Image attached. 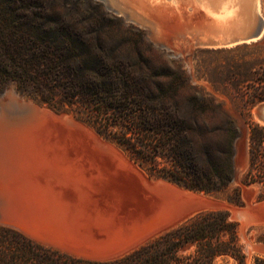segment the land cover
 I'll return each mask as SVG.
<instances>
[{"label":"rangeland","instance_id":"374dc122","mask_svg":"<svg viewBox=\"0 0 264 264\" xmlns=\"http://www.w3.org/2000/svg\"><path fill=\"white\" fill-rule=\"evenodd\" d=\"M112 3L124 12L132 9L134 15L143 20L145 17V23L156 21L162 26L158 27L166 36L164 41L155 36L154 31L133 23L127 15L118 14L114 7L110 8L102 0H0V30L3 27L5 33L10 32L14 23L21 28L36 22L77 27L90 24L95 30L87 36L105 41L109 46L106 52L108 56L119 59L142 58L147 62L140 66L142 69H151L160 76L178 74L181 77L177 96L180 104H187L194 94L198 99L221 105L234 118L238 131L234 143L235 180L226 191L206 194L150 176L115 142L98 134L74 111L56 110L32 93L19 89L15 82L8 81L0 86V105L19 103L28 106V114L20 123V131L27 132L30 139L35 140L33 144L36 149H45L44 154H51V158L56 159L52 161L56 166L32 168L37 178L41 176L45 179L44 175H48L49 181L55 183L57 180L55 187L59 189L63 201H67V224L71 229L70 236L65 239L73 246L99 257H113L115 253L118 255L135 247L198 211L223 208L240 222L239 236L246 253V264H252L255 255H264V244L257 240L264 232V196L258 185H245L242 180L248 166L249 123L264 125V113L260 114L264 101L248 108L246 91L257 72L264 67V30L258 38L251 40L203 46L196 45L194 36L187 31L188 28L194 32L201 26H207L206 29H210L208 33L225 41L229 40L224 37L231 39L241 36L249 28V11L255 8V0H112ZM37 12L41 17L37 16ZM259 14L264 22V0H260ZM107 157H111L109 161ZM117 167H121L120 170ZM238 186L241 188L240 205L228 201L229 194ZM217 264L236 262L229 257L218 258Z\"/></svg>","mask_w":264,"mask_h":264},{"label":"trees","instance_id":"16d2710c","mask_svg":"<svg viewBox=\"0 0 264 264\" xmlns=\"http://www.w3.org/2000/svg\"><path fill=\"white\" fill-rule=\"evenodd\" d=\"M94 30L40 22L14 23L7 33L2 27L0 86L13 81L56 110L74 111L150 176L206 194L226 191L235 180L234 118L194 94L180 104L178 74L142 69V58L108 56L105 41L87 36ZM256 75L248 108L264 101V67ZM242 182L258 185L264 196V125L256 122L249 123ZM228 201L241 204L239 186ZM239 225L227 209L201 210L121 254L87 258L0 224V264H217L228 257L246 264ZM257 240L264 244V232ZM252 264H264V255Z\"/></svg>","mask_w":264,"mask_h":264},{"label":"bare ground","instance_id":"6f19581e","mask_svg":"<svg viewBox=\"0 0 264 264\" xmlns=\"http://www.w3.org/2000/svg\"><path fill=\"white\" fill-rule=\"evenodd\" d=\"M103 3L105 2V4H107L110 8L115 9V11L118 14H125L127 15V18L131 21H133V23H137L141 26H144L146 28H148L151 31H154L155 36H157L159 39L164 41V38L166 37L165 34L160 30L159 24L154 21L151 23H145V17L144 20L136 15L133 14L132 9L131 11H122V9L118 6H115L112 3V0H102ZM117 3V2H116ZM112 5V6H111ZM124 6V5H123ZM250 12V16H249V28H247L244 33L241 36H236L231 38L228 34V36L231 39H227L228 37H224V39L226 38V40L229 41H225L221 38L215 37L213 36L211 33H208L210 31V29H206L207 26H201L199 29L195 30L194 32L190 31L188 28V33L191 34L193 37V40L195 41L196 45L199 46H203V45H212V44H228L230 42H236L239 40H249V38L252 36L253 32L255 31V29L261 25V32L258 35V37L262 34L263 30H264V22L259 14V10H257L256 6L253 9V11H249ZM191 20V19H190ZM171 23V22H170ZM193 23V22H192ZM161 24V23H160ZM191 24V23H190ZM196 24V23H195ZM159 26V27H158ZM166 27V26H165ZM164 27V28H165ZM169 28V27H168ZM183 28V27H182ZM181 28V29H182ZM233 28V27H232ZM245 28V27H244ZM163 29V28H162ZM171 29V28H169ZM242 29V28H241ZM179 30V29H178ZM209 30V31H208ZM215 30V29H214ZM217 30V29H216ZM243 30V29H242ZM164 31V30H163ZM168 31V30H167ZM212 31V30H211ZM165 32V31H164ZM169 32V31H168ZM214 33V32H213ZM181 34V33H180ZM220 35V34H218ZM217 35V36H218ZM257 37V38H258ZM183 38V37H182ZM192 38V37H191ZM166 40V39H165ZM173 44V43H172ZM29 107L26 105H22L19 103H10L9 105H4L1 104L0 105V220H3V216L4 214L7 215H21L23 216L25 214L26 211L32 212V209L34 210V205H32V203H35L36 201H39L40 199H42L44 193L42 192H37V190L40 188V186H43L41 184L47 183L48 184V188H55V183L53 181H49L48 180V175H44L45 179L42 178H37L35 176V171L32 168L33 166H56L55 164H53V158H51V154L46 155L44 154V150L45 149H41V151L39 149H36L34 147L35 140L30 139L31 137H29L26 133L20 131V123L23 122L26 117H27V111H28ZM43 112V111H42ZM41 112V113H42ZM46 112V111H45ZM49 112V111H48ZM36 113V112H35ZM264 113V112H263ZM262 113V115H263ZM43 114V113H42ZM44 115V114H43ZM38 117V116H37ZM37 119V118H36ZM53 119V118H52ZM60 119V118H59ZM64 120V119H61ZM66 120V119H65ZM41 121V120H40ZM44 121V120H43ZM67 123V122H66ZM34 124V123H33ZM56 124V123H55ZM74 124V123H73ZM35 125V124H34ZM49 125V124H48ZM68 125V124H67ZM51 126V125H50ZM34 128V127H33ZM31 129V128H30ZM59 129V128H58ZM41 130V129H40ZM43 132L45 131L44 129H42ZM47 131V129H46ZM56 131V130H55ZM41 133V132H40ZM51 133V131H50ZM75 133V132H74ZM32 134V133H31ZM52 135V134H51ZM56 134H54L55 136ZM81 135V134H79ZM85 135V134H84ZM47 136V135H46ZM53 136V135H52ZM89 136V135H88ZM39 137V136H38ZM51 137V136H50ZM80 137V136H79ZM35 138V137H34ZM49 137H47L48 139ZM72 138V137H71ZM77 138V137H76ZM84 138V137H83ZM50 139V138H49ZM78 139V138H77ZM95 141V138H92ZM48 141V140H47ZM69 141V140H68ZM91 141V140H90ZM94 141H92L91 143L94 145ZM57 142V141H56ZM63 142V141H62ZM73 142V141H72ZM75 142V141H74ZM73 142V143H74ZM97 142V140H96ZM68 143V142H67ZM89 143V142H88ZM50 144V143H49ZM49 144H47L46 146H48ZM58 144V143H56ZM82 144V143H81ZM80 144V145H81ZM91 144V145H92ZM64 145V143H63ZM70 145V144H69ZM75 144H73L74 146ZM56 146V145H55ZM60 146V145H59ZM66 146V145H65ZM72 146V145H71ZM76 146V145H75ZM95 146V145H94ZM100 146V145H99ZM39 147V146H37ZM44 148V146H42ZM61 147V146H60ZM85 147V146H84ZM59 148V147H58ZM80 148V147H79ZM93 148V146H92ZM48 149V147L46 148V150ZM51 149V147H50ZM63 149V148H62ZM61 149V150H62ZM84 149V148H83ZM111 149V148H110ZM68 150V148H67ZM82 150V149H81ZM85 150V149H84ZM44 151V152H43ZM83 151V150H82ZM88 151V150H86ZM94 151V150H93ZM55 152V150H54ZM63 152V151H62ZM68 152V151H67ZM84 152V151H83ZM90 152V149H89ZM110 152V151H109ZM47 153V152H46ZM65 153V152H63ZM70 153V152H68ZM72 153V152H71ZM81 153V152H80ZM102 153V152H101ZM108 153V152H107ZM114 153V152H113ZM66 154V153H65ZM73 154V153H72ZM96 154V153H95ZM116 154V153H115ZM64 154H62L63 156ZM71 155V154H70ZM82 155V154H81ZM117 155V154H116ZM62 156H60L62 158ZM73 156V155H71ZM85 156V154H84ZM99 156V155H97ZM104 156V155H102ZM107 156V155H106ZM114 157V156H113ZM88 158V157H87ZM92 158V157H91ZM96 158V157H95ZM100 157H98L99 159ZM111 158V157H110ZM109 158V159H110ZM119 158V157H118ZM117 158V159H118ZM94 160V158H92ZM91 159V160H92ZM108 161V157L106 158ZM56 160V159H55ZM54 160V161H55ZM68 160V159H67ZM72 160V159H71ZM106 160V161H107ZM116 160V159H115ZM66 161V160H65ZM90 161V160H88ZM103 161V160H102ZM118 161V160H117ZM58 162V161H56ZM101 162V161H100ZM121 162V161H120ZM62 163V161H61ZM70 163V161H69ZM94 163V162H93ZM108 163V162H107ZM81 164V163H80ZM89 164V163H88ZM86 164V165H88ZM95 164V163H94ZM62 165V164H61ZM74 165V164H73ZM101 165V164H100ZM109 165V164H108ZM111 165V164H110ZM113 165V164H112ZM121 165V164H120ZM64 166V165H63ZM75 166V165H74ZM126 166V165H125ZM83 167V165L81 166ZM112 167V166H111ZM77 168V167H76ZM99 168V167H98ZM118 168V167H117ZM121 168V167H119ZM118 168V169H119ZM45 169V168H44ZM59 169V167H58ZM99 170V169H98ZM117 170V169H116ZM120 170V169H119ZM39 171V170H38ZM66 171V170H65ZM87 171V170H86ZM112 171V170H110ZM62 172V171H61ZM71 172V171H70ZM69 172V173H70ZM80 172V171H79ZM113 172V171H112ZM121 172V171H119ZM58 173V172H56ZM75 173V172H73ZM91 173V172H90ZM117 173V172H116ZM123 173V172H122ZM81 174V173H79ZM83 174V173H82ZM94 174V173H93ZM134 174V172H133ZM136 174V173H135ZM64 175V174H63ZM87 175V174H85ZM98 175V174H97ZM114 176V172L112 174ZM116 175V174H115ZM38 176V175H37ZM43 176V175H42ZM50 176V175H49ZM56 176V175H55ZM78 176V175H77ZM82 176V175H81ZM94 176V175H92ZM102 176V175H101ZM99 176V177H101ZM54 176H52L53 178ZM57 177V176H56ZM66 177V176H65ZM88 178V175L86 176ZM95 177V176H94ZM99 177H97V179H99ZM59 178V177H58ZM118 178V177H117ZM91 179V178H90ZM103 179V178H102ZM114 179V178H113ZM125 179V178H124ZM54 180V178H53ZM88 180V179H87ZM134 180V179H133ZM60 181V179H59ZM58 181V183H59ZM64 181V180H63ZM77 181V180H76ZM111 181V180H110ZM142 181V179H141ZM67 182V181H66ZM96 182V181H95ZM105 182V181H104ZM114 182V181H113ZM124 182V180H123ZM140 182V181H139ZM57 183V184H58ZM64 183V182H63ZM62 183V184H63ZM70 183V182H69ZM73 183V182H72ZM78 183V182H77ZM74 184V183H73ZM96 184V183H95ZM100 184V183H99ZM98 184V185H99ZM119 184V183H118ZM122 184V183H121ZM84 185V184H83ZM111 184H109L110 186ZM72 186V185H71ZM115 186V185H114ZM141 186V185H140ZM131 187V186H130ZM144 187V185H143ZM79 188H81L79 186ZM118 188V187H117ZM116 189V188H115ZM131 189V188H130ZM160 189V188H159ZM168 189V188H166ZM75 190V189H74ZM99 190V188H98ZM104 190V188H103ZM121 190V189H120ZM125 190V189H124ZM80 191V190H79ZM112 191V190H111ZM123 191V190H122ZM129 191V190H128ZM132 191V190H131ZM144 191V189H143ZM155 191V190H154ZM62 192V191H61ZM66 192V191H64ZM75 192V191H74ZM84 192V191H83ZM117 192V190H116ZM120 192V191H119ZM118 192V193H119ZM124 192V191H123ZM170 192V191H169ZM125 193V192H124ZM137 193V192H136ZM158 192H156L157 194ZM88 194V193H87ZM89 195V194H88ZM92 195V193H91ZM98 195V194H97ZM116 195V194H114ZM120 195V194H119ZM126 195V194H125ZM150 195V194H149ZM159 195V194H157ZM171 195V194H170ZM169 195V196H170ZM109 196V195H108ZM168 196V197H169ZM172 196V195H171ZM69 197V196H68ZM74 197V196H73ZM104 197V196H102ZM124 197V196H123ZM142 197V196H141ZM119 198V197H118ZM126 198V197H125ZM132 198V197H131ZM70 199V198H69ZM108 199V198H107ZM112 199V198H111ZM110 199V200H111ZM151 199V198H150ZM90 200V199H89ZM130 200V199H129ZM128 200V201H129ZM132 200V199H131ZM170 200V199H169ZM64 201H66V199H64ZM118 201V200H117ZM149 201V200H148ZM155 201V200H154ZM67 202V201H66ZM69 202V201H68ZM105 202V200H104ZM147 202V201H145ZM153 202V201H152ZM165 202V201H164ZM174 202V201H173ZM73 203V202H72ZM87 203V202H86ZM138 203V202H137ZM110 204V203H109ZM113 204V203H112ZM162 204V202H161ZM166 204V203H165ZM122 205V204H121ZM137 205V204H136ZM167 205V204H166ZM169 205V204H168ZM179 205V204H178ZM74 206V205H73ZM115 206V205H114ZM185 205H183L184 207ZM119 207V206H118ZM126 207V206H125ZM139 207V206H138ZM143 207V206H142ZM157 207V206H156ZM160 207V206H159ZM163 207V206H162ZM149 208V206H148ZM154 208V207H153ZM166 208V207H164ZM72 209V208H71ZM116 209V208H115ZM124 209V208H123ZM155 209V208H154ZM167 209V208H166ZM96 210V209H95ZM114 210V209H113ZM146 211H149L147 209H145ZM92 211V210H91ZM102 211V210H101ZM108 211V210H107ZM120 211V210H119ZM125 211V210H124ZM157 211V210H156ZM166 211V210H165ZM173 211V210H172ZM175 211V210H174ZM39 212V211H38ZM86 212V211H85ZM135 212V210H134ZM186 212V211H185ZM90 213V212H89ZM148 213V212H147ZM153 213V212H152ZM151 213V215H152ZM156 213V212H154ZM184 213V211H183ZM75 214V213H74ZM113 214V213H112ZM136 214V213H135ZM138 214V213H137ZM149 214V213H148ZM168 214V211H167ZM244 214V213H243ZM91 215V214H90ZM121 215V213H120ZM130 215V214H129ZM145 215V214H144ZM139 216H141V213L139 214ZM146 216V215H145ZM153 216V215H152ZM156 217L158 215H155ZM161 217L163 215H160ZM169 216V215H168ZM167 216V217H168ZM70 217V216H69ZM75 217V216H74ZM73 217V218H74ZM95 217V216H94ZM112 217V216H111ZM109 217V218H111ZM137 217V216H136ZM135 217V218H136ZM178 217V216H177ZM238 217V216H237ZM170 218V217H169ZM85 219V218H84ZM118 219V218H116ZM131 219V218H130ZM141 219V218H140ZM150 219V218H149ZM243 219V218H242ZM128 220V218H127ZM147 220V219H146ZM87 220L85 219V222ZM109 221V220H108ZM117 221V220H116ZM142 221V220H141ZM167 221H169L167 219ZM74 222V221H73ZM107 222V221H106ZM123 222V221H122ZM68 223V221H67ZM144 223V222H143ZM153 223V222H152ZM90 224V222H89ZM84 225V223H83ZM92 225V224H91ZM108 225V224H107ZM132 225V224H131ZM155 225V224H154ZM159 225V224H158ZM164 225V224H163ZM86 226V225H85ZM113 226V225H112ZM120 226V225H119ZM122 226V225H121ZM125 226V225H124ZM123 226V227H124ZM91 227V226H90ZM102 227V226H101ZM115 227V226H114ZM146 227V226H145ZM144 227V228H145ZM154 227V226H153ZM86 228V227H85ZM88 228V227H87ZM71 229V228H70ZM80 229V227H79ZM108 229V227L106 228ZM135 229V228H134ZM147 229V227H146ZM156 229V228H155ZM76 230V229H75ZM129 230V229H128ZM101 231V230H100ZM133 231V230H132ZM153 231V230H152ZM99 232V231H98ZM123 232V231H122ZM146 232V231H145ZM106 233V231H105ZM112 233V232H111ZM103 234V233H101ZM114 235V234H113ZM145 235V234H144ZM99 236V235H98ZM107 236V235H106ZM122 236V235H121ZM131 236V235H130ZM129 236V237H130ZM135 236V235H134ZM105 237V236H104ZM117 238V237H116ZM119 238V237H118ZM104 239V238H103ZM112 240V239H111ZM116 241V240H115ZM119 241V240H118ZM127 241V240H126ZM132 241V240H131ZM111 242V241H110ZM119 243V242H118ZM122 244V243H120ZM133 244V243H132Z\"/></svg>","mask_w":264,"mask_h":264},{"label":"water","instance_id":"95a60500","mask_svg":"<svg viewBox=\"0 0 264 264\" xmlns=\"http://www.w3.org/2000/svg\"><path fill=\"white\" fill-rule=\"evenodd\" d=\"M261 32L259 25L249 40L257 38ZM262 114L264 107L260 109ZM37 192L44 193L42 199L32 203L34 210L26 211L21 215L4 214L3 220H0L1 225L13 228L37 241L58 247L67 252L87 257V258H108L110 256L99 257L95 254L78 248L67 242L65 237L70 236L69 227L67 224L68 207L67 203L61 198L59 189L48 188V184H41ZM39 211V212H38ZM117 255V253H115Z\"/></svg>","mask_w":264,"mask_h":264},{"label":"snow or ice","instance_id":"6c2138e0","mask_svg":"<svg viewBox=\"0 0 264 264\" xmlns=\"http://www.w3.org/2000/svg\"><path fill=\"white\" fill-rule=\"evenodd\" d=\"M255 4L257 6V10H259L260 0H255Z\"/></svg>","mask_w":264,"mask_h":264}]
</instances>
